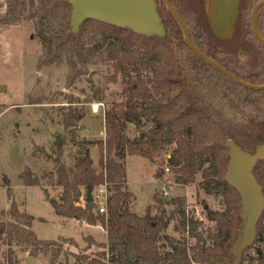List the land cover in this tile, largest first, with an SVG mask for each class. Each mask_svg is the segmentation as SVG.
I'll return each instance as SVG.
<instances>
[{
    "label": "trees",
    "instance_id": "obj_1",
    "mask_svg": "<svg viewBox=\"0 0 264 264\" xmlns=\"http://www.w3.org/2000/svg\"><path fill=\"white\" fill-rule=\"evenodd\" d=\"M259 1L241 0L233 32L225 39H218L210 29L207 0H170V3L184 22L192 43L203 54L242 81L264 85V47L254 37L250 22L251 11ZM158 2L163 36L138 34L130 28L93 19H85L73 30L72 7L67 0L6 1L0 23L35 21L42 48L38 67L65 60L74 79L84 73L81 65L105 61L113 70L110 79L116 81L120 76L123 85L125 100L104 111L105 139L97 142L100 171L95 170L88 151L76 158L73 169L58 164L55 183L62 192L58 200L47 201L57 216L104 228L105 242H96L88 235L83 237L87 242L85 250L91 245L99 250L93 258L85 253L74 254L79 262L224 264L227 260L231 264L232 243L242 223L239 217L242 206L238 191L224 180L228 161L224 143L232 140L247 151L264 143V89L246 88L197 56L186 44L172 12L162 0ZM257 25L264 39V6L258 10ZM102 97L98 91L94 93V99ZM82 118V114L71 109L65 123L70 126L73 120ZM142 118L150 119L153 126L129 138L125 133L127 123L137 125ZM162 153L175 183L188 185L200 173L202 189L208 194H222L226 200L223 212L208 211V219L216 223L204 235L198 231L202 223L186 216L184 198L162 201L157 192L153 194L161 208L165 204L176 205L178 229L194 242L162 236L168 219L151 214L149 206L144 215L130 210L132 193L126 187L125 165L113 155L138 156L153 162ZM162 171L158 170L156 175L160 176ZM253 175L261 186L264 160L256 164ZM20 178L26 186L39 185L28 168ZM98 186H105L107 192L103 213L98 211L94 200L85 202L86 195L82 194V190ZM262 193L264 196L263 188ZM7 195L9 207L0 210V215L6 217L0 220L3 243L28 247L33 257L40 247L58 253L63 242L75 243L71 238L39 239L31 229L34 216L19 210L10 187ZM263 215L264 210L256 223L254 238L262 247L257 248L256 256L249 258L248 264H264ZM161 238L166 240L169 250L160 251L157 243Z\"/></svg>",
    "mask_w": 264,
    "mask_h": 264
},
{
    "label": "rangeland",
    "instance_id": "obj_2",
    "mask_svg": "<svg viewBox=\"0 0 264 264\" xmlns=\"http://www.w3.org/2000/svg\"><path fill=\"white\" fill-rule=\"evenodd\" d=\"M6 1L0 0V17L5 15ZM162 34L161 29L153 33ZM41 53L34 20L23 19L11 25L0 23V210L6 211L9 207L7 189L10 187L19 210L34 216L31 229L39 239L74 240V244L63 242L58 253L40 247L34 256V264H88L87 261L79 262L74 254L85 253L93 258L99 248L91 245L85 250L87 242L82 236L92 234L96 240L103 241L104 233L73 221L63 223L47 199L58 200L62 192V188L55 183L58 164L73 169L76 158L88 151L95 170L100 171L97 142L105 139L104 111L125 100L123 85L120 76L116 81L110 79L113 70L108 62L81 65L84 73L73 79L65 60L38 67ZM96 91L102 94L101 100L94 99ZM70 108L82 114L83 118L73 120L67 126L65 118ZM152 126L150 119L142 118L137 125L128 122L125 133L132 139ZM113 157L125 165L126 187L132 193L130 210L144 215L149 206L151 214L168 219L162 236L194 242L187 233L178 229L176 205L159 207L153 198L155 192L162 201L184 198L186 216L202 223L198 231L201 230L204 235L206 230H213L216 223L208 219V211L221 213L225 210L226 200L222 194H208L202 189L200 173L196 174L193 183H175L172 170H164V153L156 156L153 162L138 156ZM27 168L39 185H24L20 176ZM161 169V175L157 176V171ZM261 187L264 189V179ZM82 194L86 195V191L82 190ZM105 194L103 186L92 190L98 207L104 204ZM0 220H6V217L0 215ZM243 224L244 219L239 235ZM157 244L161 252L170 249L163 238ZM258 247H262V243L254 239L243 250L239 264H248L249 258L256 256ZM29 250L28 247L7 245L0 240V264H27V258L31 256Z\"/></svg>",
    "mask_w": 264,
    "mask_h": 264
},
{
    "label": "water",
    "instance_id": "obj_3",
    "mask_svg": "<svg viewBox=\"0 0 264 264\" xmlns=\"http://www.w3.org/2000/svg\"><path fill=\"white\" fill-rule=\"evenodd\" d=\"M72 7L71 25L76 30L79 24L85 19L101 20L117 27H127L138 34L150 36L163 26L156 9L154 0H67ZM166 6L172 12L176 21L182 29L186 44L202 60L213 66L215 69L229 77L234 82L252 89L262 90L264 85H252L234 76L225 68L208 58L191 41L188 30L172 7L169 0H164ZM241 0H208L207 17L210 29L218 39L229 37L234 29L238 16V8ZM264 6V0L255 4L251 11V29L256 40L264 47L258 25L257 13ZM164 34V31H163ZM163 34L161 36H163ZM227 148V169L224 180L234 187L241 197L240 218L244 219V224L239 235L232 243L233 263L239 264L242 252L254 241L256 235V223L264 210V196L262 187L258 184L253 175L256 164L264 160V143L257 145L253 151L244 150L239 144L232 140L224 143ZM92 189L86 191L85 202H92ZM215 260V261H219ZM32 256L27 258V264H34ZM211 263V262H209ZM224 264H230L224 260Z\"/></svg>",
    "mask_w": 264,
    "mask_h": 264
},
{
    "label": "crops",
    "instance_id": "obj_4",
    "mask_svg": "<svg viewBox=\"0 0 264 264\" xmlns=\"http://www.w3.org/2000/svg\"><path fill=\"white\" fill-rule=\"evenodd\" d=\"M60 217V216H59ZM62 218V222L63 223H65L66 221H73V222H75V223H77V224H79V225H81V226H83V227H85V228H88V229H93V228H97V229H99V230H101L103 233H104V235H105V239L103 240V241H98V240H96L93 236H92V234H86V235H83L82 237H84V236H90V237H92L96 242H105V240H106V232H105V230H104V228L102 227V226H99V225H89V224H86V223H84V222H80V221H77V220H75V219H73V218H64V217H61Z\"/></svg>",
    "mask_w": 264,
    "mask_h": 264
},
{
    "label": "built area",
    "instance_id": "obj_5",
    "mask_svg": "<svg viewBox=\"0 0 264 264\" xmlns=\"http://www.w3.org/2000/svg\"><path fill=\"white\" fill-rule=\"evenodd\" d=\"M166 163V162H165ZM165 166H164V170L167 172V171H169L170 169H169V167H168V165L167 164H164ZM170 181L168 180L167 181V183H169ZM104 187V189H105V186H103ZM106 191V190H105ZM106 194H105V199H104V204L103 205H101V206H99L98 207V211L100 212V213H103V212H105V201H106Z\"/></svg>",
    "mask_w": 264,
    "mask_h": 264
},
{
    "label": "flooded vegetation",
    "instance_id": "obj_6",
    "mask_svg": "<svg viewBox=\"0 0 264 264\" xmlns=\"http://www.w3.org/2000/svg\"><path fill=\"white\" fill-rule=\"evenodd\" d=\"M163 1V3H164V5L166 6V4H165V1L164 0H162ZM154 2H155V5H157V3H159L158 2V0H154ZM169 2H170V0H169ZM241 2V1H240ZM171 4V3H170ZM240 5V4H239ZM167 7V6H166ZM173 7V6H172ZM168 8V7H167ZM207 8H208V0H207ZM156 9H157V6H156ZM169 9V8H168Z\"/></svg>",
    "mask_w": 264,
    "mask_h": 264
}]
</instances>
